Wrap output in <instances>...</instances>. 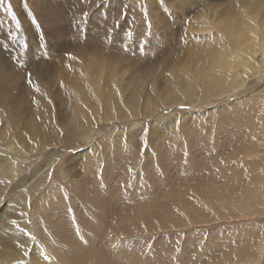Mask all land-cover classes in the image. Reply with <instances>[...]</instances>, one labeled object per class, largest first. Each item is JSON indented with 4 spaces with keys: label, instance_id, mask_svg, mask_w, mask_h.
Segmentation results:
<instances>
[{
    "label": "rangeland",
    "instance_id": "374dc122",
    "mask_svg": "<svg viewBox=\"0 0 264 264\" xmlns=\"http://www.w3.org/2000/svg\"><path fill=\"white\" fill-rule=\"evenodd\" d=\"M0 1H8L14 6L16 18L19 17L17 14L21 16L19 18L24 28L22 32H18V35L9 33L8 36H0V58H12L13 55L15 58L13 63H7L8 67H19L14 63L19 58L18 52L15 54V51H18L16 39L24 41L22 43H25V47H23L25 50L36 44L39 49L36 54H41L35 57L43 55L40 64H44L49 69H54L49 66H53L62 54L57 48L58 43L60 46L64 45L65 47L72 44L76 39L81 46L84 47L85 45V48H95V54H92V58L91 55L84 59L77 57L73 63L70 61L71 63L68 62V64L61 66L62 69L57 68L55 75L52 76L54 80L50 85L54 86L49 88L51 91L54 90L58 93L54 96L57 100L51 102L50 107L41 108L40 110H43L42 117L53 124L58 135L54 136L52 133H46L45 135L49 136L52 141L47 143L40 137L39 144H37L36 140L31 141L28 132L23 130V138L26 140L27 145L17 139L14 142L8 141L7 144L0 146V149L4 151L0 154V161L11 157L9 153H12L11 158H15L18 164L26 168L24 172L10 173V177L7 178L6 190L0 193V236L6 239L7 236H5L4 231L11 230L6 223H2L3 221L12 220V226L16 221L11 214L8 202L11 190L17 185L18 189L24 190L28 184L42 178L45 182H42L40 188L45 187V192L47 190L66 192L62 188V185L67 182L66 175L71 172L77 173L75 180L79 181L80 178L84 177L86 168L92 166L91 177L93 183L90 179L88 181L90 182L89 188L92 189L91 193L95 195H88L86 192H89V189L83 187L80 189L81 193L86 194L83 204H79L80 199L76 200L77 202L74 201L75 194H72L73 198L70 197L74 208L80 206L81 212L79 210L78 212L81 213V222L86 221L85 223L91 228L95 227V231L85 232V238L81 239L82 250L87 249L90 251L91 248L95 247V255L85 253L87 254L85 255V261L86 259L95 258V264H264V247L255 244L264 239V195L261 199L257 196L256 201L251 197V193L256 192L257 187L264 189V163L260 162H264V145H261L263 149L259 153L260 155L240 154L242 148L247 151L261 142L264 143V128L261 135H257L255 131H251L247 126H242V133L245 137H249L251 147H245L237 143L238 139L226 127L222 132L219 127L216 128V125L220 126L219 124L222 121L235 116L236 111H242L244 112L243 115L254 118L260 129L264 127V58L261 52L255 50L256 48L258 50L262 48L260 46L264 45V39H257L256 37L252 41L246 38L247 40L245 39V42H242V51L244 49L249 50V47L251 49L244 52V54H247V61L249 62L250 57L253 56L257 59L259 65L256 69L258 74L255 77L254 74L252 75L253 72L247 74L246 84L251 85L252 82L255 87H253V90H248L249 86L245 85L241 90H237L238 94L229 89L222 91L224 92L223 96H212L210 97L211 100L193 97L191 102H184L181 105L182 102L176 104L173 101L166 100V94H169L170 88L174 87L172 80L176 78L178 81H182L186 73L184 69H194L195 66L193 65H197L195 62L198 60V55L196 56L197 52L194 51L198 42L196 36L206 35L207 32L200 31L198 26L199 22L202 21L196 18V14H200L202 11L203 13L208 12V14L206 12L205 14L208 15L207 18L209 17L208 20L213 26L215 23L213 21L215 19L214 14L219 15V12L224 11V14L231 15L234 13L232 10L238 12L240 6L232 7L231 0H225L222 3L219 0H194V3L193 0H189L190 2L188 0V2L186 0V2L184 0H148L146 9L149 12L154 15L160 14L168 22L171 18L173 19L171 25L167 27L166 24L164 25L162 21L159 22L158 20H152L149 23L156 26L159 33L156 39L159 42L158 51L161 50V53L157 54L159 56L156 59L155 51L152 52L154 48L151 40L156 35L154 30H151L148 38H141L132 36L130 34L132 31L128 28L133 25L132 19L136 14L146 13L144 7L140 5L141 0H132L128 5H122L118 0H115V2L110 0H83V3L86 4L83 7L80 4L75 5L72 2L74 0H69L68 3L66 2L68 0ZM199 1L202 3L200 2V4ZM252 1L256 3L255 5L260 10L257 11L258 14H254L255 17L251 16L252 19L250 20L257 23L259 17L264 13V0ZM187 4H190V6ZM185 5L191 9L188 10ZM213 8H215L214 11ZM247 9L249 12H254L255 6ZM38 10L40 12L43 10L44 15H47L46 22L44 18L38 15ZM211 10L214 14L211 13ZM188 12L193 13V17ZM114 13L117 20L109 21V23L114 24L116 34L108 35V37L107 34L100 35L101 31L96 30L95 34L89 36L88 28H90V25L92 26V23L99 26V22L102 21L101 19L105 14L110 16ZM72 18L82 19V25L86 26L84 29L88 30L87 35L84 32L81 33L79 30L80 23L73 21ZM64 21L68 27L64 31L58 32L57 25L64 23ZM73 25H76V27ZM194 26H197L195 28L197 30L194 29ZM36 27L38 29H35ZM34 29L39 34L36 36L33 34L36 39H33L34 41L30 40L31 43L27 40L25 33L35 31ZM126 30L129 31L126 32ZM117 36L118 40L116 41ZM122 38L128 43L130 42V45H124ZM144 39H148L149 44L147 43L145 48L148 52L143 48ZM259 41H261L260 44H257ZM149 48L150 50H148ZM85 52L90 53V51ZM144 52H146L145 56ZM194 52L196 57L192 55ZM147 54L149 55L147 56ZM123 56L127 61L122 58ZM161 57H166V64L162 67L163 69L160 68L161 61L159 65L157 63ZM86 60L88 63L92 61L93 67L88 65ZM37 61L39 62V60ZM3 62L6 65V61ZM79 65L87 66V73L93 80L92 82H95L97 68L99 70L100 67H103L104 75L106 68H108L105 75L107 77L106 81L113 79L114 83L117 81L118 75L113 76L109 69L124 68L123 81L129 82L128 80L132 78L134 84L141 83L143 85V88L140 87L139 93H135V90L130 89L135 93L134 95L141 97L143 103L141 110L146 108L147 100L151 97V84H149L150 82L146 84L147 81L151 79V82L154 81L160 84L158 86H162L159 91L161 95L155 98V105H152L149 111L144 112L143 115H138L139 113L130 114L117 119L115 118L117 115H111L110 113V116L105 117V109L99 111L97 108L95 112L98 111L99 116L97 119L100 122L95 126L96 129L89 128L87 133H83L80 132L79 128H71V124L65 128L62 126V121L70 119L72 108L70 107L71 100H65L64 90L66 86L64 83L75 80L82 81L79 79L81 78ZM76 67H78V70ZM173 68L174 70L177 68L175 71L177 77L174 76L173 78L172 76L173 79L167 81L168 78H171L170 73ZM22 69L26 76L20 78L23 79L22 82L29 83L27 82L29 75L34 71L28 65L25 69L19 67L20 72L18 71V74L21 75ZM59 72H62L61 76ZM69 73L74 74L71 77L72 80L68 78L70 77ZM34 81L35 96L41 98L42 101L50 100L52 98L50 91L43 93L39 89V85L45 84V81L38 78ZM4 86L0 84V91ZM21 88L23 87L18 88L14 94L23 96L19 92L22 91ZM72 89L74 88L72 87ZM120 89L125 90L123 86ZM251 90L252 93H250ZM20 100L15 104L20 103V106L25 104ZM222 103L224 105L220 106ZM246 110H248L250 116L245 112ZM95 112L93 113L94 119ZM20 126L23 125L20 124ZM36 127L39 132L42 130L40 121L36 122ZM9 131L10 129H7L8 133ZM78 133L90 136L76 145L65 146L64 143L57 142L59 139L65 140V137L78 135ZM130 135L132 136L130 137ZM216 137L221 140L222 144L219 143ZM217 144L222 148L219 146L220 149H214ZM243 144L248 145L246 141ZM235 145L236 148H234ZM64 152L65 160L58 161ZM254 163H261L262 165ZM222 169L224 170L222 171ZM225 170L232 173L233 179H227L229 175L223 174ZM28 172L33 174L31 182H26L29 178L24 180ZM235 176L238 177L237 180H235ZM211 177H218V179L214 181L215 179L211 180ZM208 181H214V184L225 192L223 194L217 193L218 195L214 194V196L207 193L205 197L202 193L205 190L209 191L210 184ZM250 182L253 184L250 185ZM184 183L189 186L184 185ZM181 186H184V188ZM186 186L189 188L186 189ZM247 188L248 196L246 199H242V190L246 191ZM69 189L72 190V188ZM202 190L203 192H201ZM69 192L68 194H71ZM93 196L97 200L98 206L93 203L95 202ZM53 200L49 199L39 204L32 203L35 211L33 210L30 213L29 220L26 222L31 227L30 237L33 251H30L26 257L19 259L17 264H34V262L38 264H61L59 259H55L56 255L52 253L53 248H58L61 243L58 237L50 232V224H41L39 220L40 217H47L48 212H52L56 217L63 214L51 208V204L57 207L56 203H52ZM70 201L64 203V210L72 215V210L69 208ZM106 203H110L113 208L115 207V212H107L111 207H107ZM38 206L44 208L41 213L42 215L46 213L45 216H42L40 211L37 210L36 207ZM151 210L156 213V218L151 214ZM93 211L95 212L94 217H90L88 213ZM121 211L128 212L127 216L119 217L116 215ZM35 213H38V216H35ZM82 214L83 220L81 218ZM98 216H100V219L95 220ZM70 218L73 220L75 216ZM101 219L104 220V223L100 221ZM26 222H22L23 224L19 222L15 225L25 226ZM16 227L15 229H18ZM72 228L76 229L77 225ZM66 229L72 237L70 229L68 227ZM257 234L259 238L257 237L256 242L249 247L247 241ZM243 246L247 247V250L246 248L242 249ZM66 248L70 256L74 254L75 248L70 245H66ZM259 250L262 252L261 254ZM20 251L17 249V252ZM1 253L3 254V251ZM257 253L259 254L257 255ZM49 258L52 259L49 260Z\"/></svg>",
    "mask_w": 264,
    "mask_h": 264
},
{
    "label": "bare ground",
    "instance_id": "6f19581e",
    "mask_svg": "<svg viewBox=\"0 0 264 264\" xmlns=\"http://www.w3.org/2000/svg\"><path fill=\"white\" fill-rule=\"evenodd\" d=\"M110 1L115 2V0H110ZM118 1H120L122 5L123 4L128 5L132 2V0H118ZM201 1H199V3ZM219 1H221V3H222L225 0H219ZM66 2L68 3L70 1L68 0ZM72 2L75 5L80 4V6H82V7H83V5H86L85 3H83V0H74ZM148 2H149L148 0H141L140 5H142L144 7V10L146 13L136 14L132 19L133 25L129 26L128 28L130 29V31H132V33L129 32L132 36L141 37V38L142 37L148 38V36H150L151 30H154L156 35L153 37V39H151L153 41L152 43H153V48H154V49H152V52L155 51L154 54H155V58L157 59V57L159 56V55L157 56V54L161 53V50L158 51L159 42L156 39V38H158L157 35L159 33H158L157 27L154 25H150L149 23L152 20H158L159 22L162 21L164 23V25L166 24V27H167L168 25H171L170 23L173 22V19L171 18L172 20L170 19L168 22L166 20V18L161 17L160 14L154 15L151 12H149L146 9ZM230 2H232V7H239L240 6L238 8V12L236 10H232V11H234V13L231 15H228V14H224V11H222V12L218 13L219 15H216V14H214V12L212 13V10H211V13L214 14V16H215V19H213V21H215L213 26L210 24V22L208 20L209 17L207 18L208 15L206 16V14H205L206 11L204 13L202 11V13L196 14V18H198L199 20L202 21V22H199L200 24L198 26L200 28V31L201 32L202 31L207 32L206 35L202 36V34H201V35L196 36V39L198 42L196 43L197 45L195 46L194 51L197 52L196 56L198 55V60H197V62H195V63H197V65H195V64L193 65V66H195L194 69L192 68L193 70L192 69H190V70L184 69L186 73L184 74L185 77L182 79V81H178L176 78L173 79L174 76H176L175 71L177 68H175V70H174V68L172 69V71L170 73L171 78L170 79L168 78L167 81L173 79L172 83H173L174 87L170 88V90L168 91L169 94L168 93L166 94L167 95L166 100L173 101L176 104H177V102L178 103L182 102V103H180V105L183 104L184 102H191V98H193V97L198 98V99H202V100H208V99L211 100L210 97H212V96L213 97L223 96L224 92H222V91L232 89L235 93V92H237L238 89L241 90L243 87H245V85H248L249 83L246 84L247 83L246 81L248 80V75H247L248 72H251V73L253 72L252 75L254 74L253 75L254 77L258 74V72H257L258 70L256 71L257 67H259L257 59L253 58V56H251L249 62L247 61V56H246L247 54L246 53L244 54V52L248 49H246V50L244 49V51H242L243 50V47H242L243 43L242 42L246 38H249L251 40L255 39L256 37H257V39H260V38L264 39V13L259 17V20H257L258 21L257 23L254 20L251 22V20H250V19H252L251 16H254V14H258L257 11L260 10L257 7V5H255L256 3H254V1H252V0H231ZM193 3H194V0H193ZM23 5L25 6V4H23ZM122 5H121V7H122ZM187 5L190 6V4H187ZM187 5H185V7L188 8ZM251 6H255L254 12L248 11L247 8L251 7ZM13 7L14 6H12L11 3H9L8 1H6V2L0 1V36H4V35L8 36V35H10L9 33H11L12 35H18L19 34L18 32H22L24 30V28L22 27V22L19 18L21 16L19 14H17L19 17L16 18V14L14 12ZM189 8H188V10L191 9V8L190 9ZM53 9H54V7H53ZM214 9L215 8H213V11H214ZM215 11H217V10H215ZM225 11H226V8H225ZM25 12H26V10H25ZM49 12H50V10H49ZM20 13L22 14V12H20ZM37 13L41 18H44V20L46 22L47 15H44V11L42 10V12H40V10H38ZM115 13H114V15L110 14V16L105 14L101 19L102 21L99 22L100 23L99 26H97L98 24L97 25L95 24L96 25L95 26L92 23L93 22L92 21L91 22L92 26L89 24L90 28L87 27L89 29V33H90L89 36H91V34H95L96 30H99L98 32L101 31L100 35L107 34L106 36H108V35L110 36V35L116 34V32H114L115 31L114 24L109 23V21H113V20L116 21L117 20ZM206 13L208 14V12H206ZM188 14L189 15L192 14V17H193V13L188 12ZM247 15H249V16H247ZM74 20L78 21L80 23V29L79 30L81 31V33L84 32L85 35H87L88 30L84 29L86 26L82 25V19L77 18V19H73V21ZM94 22L96 23V21H94ZM7 24H9V26H7ZM73 26L76 27V25H73ZM67 27L68 26L65 24V21H64V23H60L59 25H57L56 29L58 30V32H61V31H64ZM196 27L194 26V29ZM159 28H161V27H159ZM213 28H215V29H213ZM32 29H33V27H32ZM35 29H38V28L36 27ZM25 30H27V29H25ZM184 30H186V29H184ZM195 30H197V29H195ZM127 31H129V30H126V32ZM33 34H35V36H36L37 34H39V32H37L35 30V31H30L28 33H25V36L27 37L28 41H30V40L34 41L33 39H36L35 36H33ZM122 34H121V36H122ZM96 35H98V34H96ZM83 36H84V34H83ZM118 36L116 37V41L118 40ZM127 36L131 37L130 35H127ZM105 39H106V37H105ZM147 40L148 39H144V41L142 40L144 42V45L142 42L144 49L147 47V43H148ZM32 41H30V42L32 43ZM122 41H124L123 42L124 45H126V46L130 45V42L128 43L126 40L123 39ZM15 42H16V46L18 47V51H15V54L18 52V55H19V58H17L18 61L14 62L15 65L17 64L19 67H23L24 69L27 68L28 65H30V67L33 69L34 72H31L29 75V78L27 81L29 83L22 82L23 79H21L20 77L26 76V73H24V70L22 69L21 75H20V74H18V71L20 72L19 67L17 68V67H13V66H10V67L7 66V63H13V60L15 59L14 55L12 58H0V84L5 85L4 88H1V91H0V146L7 144L8 141L14 142L17 139H19V141L21 143L27 145L26 140L23 138V133H22L23 130H26L28 132V134L30 135L29 139L31 141L36 140L37 144H39L38 141H39L40 137L43 140H45V142L50 143L52 141V139L45 134L46 133H52L54 136H57L58 132L51 122H49V121L47 122L42 117L43 116V110H40V109L50 107L51 102L57 100L54 96H56L58 93L54 92V90L51 91L49 88L51 86L50 85L51 82L54 80V78L52 76L55 75L57 68L62 69L63 67H61V66L65 65L66 63L68 64V62H70V61L73 63V61H75V59H77V57L84 59L88 55H91V58H92V54H95V48H93V49L90 47L85 48V45H84V47L81 46L76 39L72 44L66 45L65 47H64V45L60 46L58 43L57 48L60 50V51L59 50L58 51L61 52L62 54H60L59 60H57L53 66H49L50 68H54V69H49L44 64L43 65L40 64V61L42 60L43 55H40L39 57H35L36 55L41 54V53L36 54L37 52H39V49L37 48L36 44L31 45V47H28V48H26L27 50H25V49H23V47H25V43H22L24 41H21L20 39H16ZM81 42H84V41L81 40ZM260 42L261 41H259L257 44H260ZM6 44H8V43H6ZM135 44H137V43H135ZM249 44H251V43H249ZM160 45H161V43H160ZM246 46L248 47L249 45H246ZM260 47H262V48H260ZM260 47L259 48L261 51L258 50V48H256V47H255L256 48L255 50L261 52V54L264 58V45H261ZM33 49H36V50H33ZM148 50H150V48ZM249 50H251L250 47H249ZM85 51H90V53H86ZM98 51H100V50H98ZM146 52H148V51L146 50ZM146 52H144V56H145ZM195 52H194V54H192L193 57L195 56ZM56 54H57V52H56ZM148 55L149 54H147V56ZM179 57H180V55H179ZM122 58L127 61V59L124 56ZM37 60H39V62ZM94 60H95V58H94ZM165 60H166V57H161L158 62L156 61L158 63V65H159V62L161 61V63H160L161 67L160 68L165 66V64H166ZM3 61H6V65H4L5 63ZM86 62H87V60H86ZM193 63H191V64H193ZM88 65H91V67H93L92 61L90 63H88ZM151 66H152V64H151ZM175 66H179V65L177 64ZM78 67H76V69ZM74 70H75V67H74ZM79 71H80V77L82 78V79L81 78H79V79L82 81H76L75 80V81H67L64 83V85L66 86V89L64 90L65 100L66 101L71 100L70 107L72 108L70 119H68L67 121H62V126L65 128H67V126L69 124H71V126H72L71 128H79L80 132L87 133L89 128H95V126L100 122L97 119V117L99 116V113H98V111L95 112V109H97V108L99 109V111L102 109H105V117H108L111 114V115H117L115 117L117 119L122 118V117L127 116V115H130V114H138L139 113L138 115H140V114L143 115L144 112L149 111V109H150V107H152V105H155V103H156L155 98H157L161 95V93L159 91L162 89L161 88L162 86L159 87L160 84L155 83L154 81L151 82L150 78H149L150 81L145 80V81H147L146 84H148L150 82L149 84H151L152 90H151V94H150L151 97L147 100V104L145 105L146 108L144 110H141V107L143 106V103L141 102V99H140L141 97H137L134 94L139 93V89L143 88V85L141 83H135L134 84L132 78H130V80H128L129 82L123 81L122 80L123 75L125 74L124 68H120V69H118V68L112 69L111 68V69H109V72L112 73L113 76L118 75V79L115 83H114L113 79L106 81L107 77L105 75L108 72V68H106L105 75H104L103 67H100L99 70H98V68L96 69V71H95V82H92L93 80L88 75L87 66L81 65L79 68ZM129 72H131V71H129ZM148 72L151 73L150 71H148ZM182 72L184 73V71H182ZM61 73H60V76H61ZM22 74H24V75H22ZM73 75L71 73H69L70 77H68V78H70V80H72L71 77ZM152 75H154V74H152ZM157 76H155V77H157ZM172 76H173V78H172ZM249 77H250V75H249ZM36 78L45 81V84L39 85V89L43 93L50 91V94L52 95V98L50 100L42 101L41 98H38L37 96H35V93H34L35 81L34 80ZM64 80H65V78H64ZM66 80H67V78H66ZM140 80H141V77H140ZM156 82H158V81H156ZM113 83H114V86H113ZM53 86H51V87H53ZM122 86L124 87L125 90L120 89ZM248 86H249L248 90H250V89L253 90L254 84L252 82H251V85H248ZM20 87H23V88H21L22 91H19L23 96H19L18 94L17 95L14 94L15 91ZM72 87L74 89H72ZM130 89L135 90L134 91L135 93H133V91H131ZM252 90L250 93L253 92ZM140 92H142V91H140ZM125 94H126V96H125ZM237 94H238V92H237ZM142 97H144V96H142ZM18 99L20 101H22V103L24 102L25 104H23L21 106L19 105L20 103L15 104L16 102L19 101ZM162 99H163V97H162ZM192 101H194V100H192ZM62 105H63V103H62ZM160 105H161V103H160ZM222 105H224V103L220 104V106H222ZM171 106H173V105H171ZM226 106H228V105H226ZM233 106L235 107V105H233ZM31 107H33V108H31ZM154 111H155V109H154ZM94 112H95V119H94V115H93ZM151 112H152V109H151ZM231 112H233V110H231ZM245 112L250 116V113L248 112V110H246ZM235 113H236L235 116L230 117L229 119L222 121L219 124L220 126L216 125V128L219 127L221 129V132H222L223 130H225V127H226L228 129V131L232 132V134L235 135L236 139H238L237 143H239L245 147H251L252 145L249 143V137H245V135L242 133V129H241L242 126H247L251 131H255V134H257V135H261L264 127H262V129H260L257 125V121L252 117L249 118L248 116L243 115L244 112H242V111H236ZM251 115H252V113H251ZM226 116H227V114H226ZM38 121H40V126L42 129L40 132H39L38 128L36 127V122H38ZM20 124H22L24 127L20 126ZM259 126H261V125L259 124ZM7 129L8 130L10 129L9 133L7 132ZM89 136L90 135L86 136V135L78 133V135H72V136L65 137V140L59 139L57 142L58 143H64L65 146L76 145L79 142H81L82 140L87 139ZM131 136L132 135H130V137ZM216 138L218 139V137H216ZM218 140H217V142H218ZM244 141H246L248 143V145H244L243 144ZM219 143H221V140H219ZM233 144H235V143H233ZM261 145H264V143L261 142L258 145H255L254 148H251L247 151L244 148H242V150H241L242 153H240V154H247V155L256 154L257 155L260 152H262L263 148L261 147ZM219 146L220 145L217 144V146L214 149H216V148L220 149L221 146L220 147ZM234 148H236V145ZM0 151H1L0 154L4 153V151L2 149H0ZM263 151H264V149H263ZM9 154L11 155V157L13 156L12 153H9ZM11 157L5 158V159L0 161V193L3 192L4 190H6L7 181H8L7 178L10 177V173L15 174L18 172H24L26 170V168L23 165H20V164H18V162H16L15 158H11ZM218 158H219V156H218ZM62 160L63 161L65 160V152L63 153L62 157L58 159V161H61V162H62ZM260 162L264 163L262 161H260ZM261 163H254V164L262 165ZM68 165H70V163H68ZM212 168H213V166H212ZM223 170L224 169H222V171ZM92 171H93L92 166L87 167L84 177L80 178L79 181L75 180V178H76L75 175H77V173L71 172L70 174H67L66 175L67 182L64 185H62V188H64L66 190V192H57V191H53V190H47V192H45V190H46L45 187L40 188L42 186V182H45L44 179H42V178H39L35 182L28 184L27 188H25L24 190L18 189L17 188L18 185L14 189L11 190V192H10L11 196L9 198L10 200L8 202V205L10 207L9 209L11 210V214L13 215V217L15 218L16 221L13 223L14 224L13 226L11 225L12 220H8L7 222H4V221L2 222V223H6L8 228L11 230H9L8 232L4 231L5 236H7L6 237L7 240L4 239L2 236H0V264H17V261H19V259L26 257L30 251L31 252L33 251L32 239L30 237L31 227L29 225H27L26 221L29 220V215L34 210L32 203L39 204V203L46 201V200H49V199H54L52 203H56L57 207H58V208L54 207L53 204H51L52 205L51 208H53L55 211H57L59 213H63V214H61V216L56 217V216H54V214H52V212L51 213L48 212L47 215H46V213H44L47 217H44V218L40 217L39 218L41 224H46V225H47V223L50 224V226H51L50 232L52 234H54L55 236H57L59 239V242L61 243V245L58 248H53V250H52V253L54 255H56L55 259H59L61 264H95V258L86 259V261H85V255H87L85 253H88V254L92 253L93 255H95V247H93L94 249L91 248L90 251H88L87 249L84 248L86 250L85 251V250H82L83 248L81 246V242H82L81 239L85 238V232L95 231L94 230L95 227L91 228L87 223H85L86 221L81 222V219H80V215H81L80 212L81 211L79 209L80 206L77 208H74V205L71 204L72 202L70 201V197L73 198L72 194H75L74 195V197H75L74 201L80 199L79 204H83V200L86 199V197H85L86 194H84V192L81 193V191H80V189L83 187H84V189L85 188L89 189L90 193L85 191L88 195H95V194L91 193L92 189L89 188L90 182L88 181L90 179L91 183H93V179L91 177ZM66 172H68V171H66ZM227 172H229V170L228 171L225 170V172L223 173V174L229 175V177H227V179H233V176L231 175L232 173L231 172L227 173ZM262 174H263V172H262ZM235 177H234V179H235ZM28 178H29V180L26 182H31L33 179V174L28 172L27 175L25 176L24 180H26ZM237 178L238 177H236L235 180H237ZM216 179H218V177L217 178L211 177V180L216 181ZM214 181L213 182L208 181V183L210 184L208 187L209 191H206V190H205V192H203V190L201 191V192H203L202 194L205 195V197H206L207 193L210 196H214V194L215 195L217 193L223 194L225 192L223 189H220L219 187H217L216 184H214ZM249 184L251 185L253 183L250 182ZM181 185H183V184H181ZM184 185L189 186L186 183H184ZM187 186H186V189L189 188ZM181 187L184 188V186H181ZM69 188H72V190H70ZM68 192L71 194H68ZM242 192H243V195L241 196L242 199H246L248 196V188L246 191L242 190ZM263 195H264V189H261L260 187L256 188V192L253 191L251 193V197L254 201L257 200V196L261 199V197ZM92 198L95 200V202H93V203L94 204L96 203V206H98L97 200L95 199V197L93 196ZM216 199H217V197L215 198V200ZM67 201H70L69 208H71V210H72V212H71L72 215H69L68 212L66 210H64L65 209L64 203ZM58 203H62V204H58ZM106 206L111 207V204L106 203ZM36 208H37V210L40 211V213L42 210H44V208L39 207V206ZM147 208H149V207H147ZM78 210L80 212H78ZM113 211L115 212V207L113 208V206L109 210H107V212H113ZM94 213L95 212L93 211L92 213H88V214L90 217H94V215H93ZM127 213L128 212H126V211H121L119 214H116V213L115 214L120 217V216H125V215L127 216ZM44 214L42 215V213H41L42 216H45ZM151 214H153L154 218L157 217L156 213L153 212L152 210H151ZM35 216H38V213H35ZM72 216H75V218L73 220H71V218H70ZM153 216H151V217H153ZM99 217L100 216H98L95 220H99L100 219ZM81 218L83 220V214H82ZM104 218H106V217H104ZM100 221L102 223H104L103 219H101ZM19 222H20V224L22 222L23 223L26 222V225H25L26 227L22 226V225H15L16 223H19ZM152 224H153V222H152ZM76 225H77V228L73 229L72 227L76 226ZM104 226H105V224H104ZM15 227L18 229H15ZM67 227L72 232V237L69 235V233L66 229ZM257 237H258V234L252 236V238L251 237L249 238V240L247 241V244L249 245V247H251L256 242ZM262 237H263V235H262ZM1 243L4 245H2ZM26 244H29V245H26ZM62 244H65V245L63 246ZM255 244H259L263 248L264 247V239H261L259 243H255ZM66 245H70L72 248H75L73 255L70 256L68 254ZM244 245L246 246V243ZM8 246L9 247L13 246L14 248H9ZM245 246H243L242 249L246 248V250H247V247H245ZM259 248H260V246H259ZM17 249L21 250V251L17 252ZM1 251H3V254L1 253ZM241 252L243 253L244 250ZM245 253H246V251H245ZM261 253L262 252L260 251V254ZM258 254L259 253H257V255ZM257 255H255V256H257ZM50 259H52V258H49V260ZM124 259L127 260L126 257H124ZM34 264H38V263L34 262Z\"/></svg>",
    "mask_w": 264,
    "mask_h": 264
},
{
    "label": "snow or ice",
    "instance_id": "6c2138e0",
    "mask_svg": "<svg viewBox=\"0 0 264 264\" xmlns=\"http://www.w3.org/2000/svg\"><path fill=\"white\" fill-rule=\"evenodd\" d=\"M46 259H47V257H46Z\"/></svg>",
    "mask_w": 264,
    "mask_h": 264
}]
</instances>
